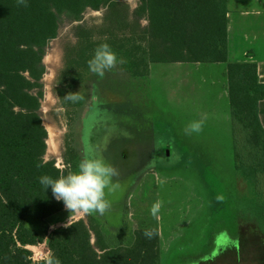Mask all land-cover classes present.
Wrapping results in <instances>:
<instances>
[{
  "label": "trees",
  "instance_id": "trees-1",
  "mask_svg": "<svg viewBox=\"0 0 264 264\" xmlns=\"http://www.w3.org/2000/svg\"><path fill=\"white\" fill-rule=\"evenodd\" d=\"M120 1L27 0L25 7L18 0H0V264H32L27 246L44 241L50 258L61 264H163L159 231L152 239L145 237V229L120 236L94 218L50 230L49 219L65 206L40 177L58 179L70 171L46 160L48 132L39 114L43 60L58 36L61 17L80 22L87 10L103 8L109 10V22L100 27L101 35L81 24L74 27L77 42L65 58L55 90L65 94L73 84L108 82L121 73L126 76L120 80L148 78L159 64H227L235 169L244 185L238 196L244 197L243 215L256 223L264 240V127L259 117L264 83L256 63L228 62V0H137L131 22L139 24L145 17L149 25L129 32L120 26L127 17L117 16L113 21L119 23L112 22ZM103 43L124 62L101 78L89 70L88 61ZM61 103L76 105L80 100L61 96Z\"/></svg>",
  "mask_w": 264,
  "mask_h": 264
},
{
  "label": "rangeland",
  "instance_id": "rangeland-1",
  "mask_svg": "<svg viewBox=\"0 0 264 264\" xmlns=\"http://www.w3.org/2000/svg\"><path fill=\"white\" fill-rule=\"evenodd\" d=\"M137 5V0H121L115 7L116 14L112 17L113 24L119 23L118 21H113L117 16H125L127 20L125 19V22L120 25L125 29V32L138 27L146 28L149 22L145 17H142L139 24L131 22V13L137 8ZM108 12V8H103L100 11L87 10L80 22H70L61 17L58 36L47 47L46 54L47 52L52 53V51L58 53L59 67L50 83L47 81L50 74L46 68V73L42 79L43 98L41 107H43V103L47 104L45 115L50 124L58 131L63 130V120L60 117L61 110L56 103L53 91L55 89V80L59 71L63 68L65 58L72 53V49L77 42L73 29L78 24H81L88 29H93L92 31L95 30L96 35H101L100 27L107 26L106 23L109 22V20L105 21V16ZM122 34L120 33V35ZM95 38H98V36ZM151 72L150 88L155 91L151 93V96L156 101L172 103L175 106V111L185 116L189 123L206 117L203 131L204 128H207L211 133L218 131L219 134L217 135L219 137L222 136L225 141L230 140L229 136L235 135L234 130H230V125L227 123L229 118L227 115L230 109L225 64L176 63L159 67L153 66ZM107 83L111 92L117 93L118 90H113L112 88L115 85L120 88L121 80L110 79ZM174 88H176L177 92L171 90ZM47 96L49 97L48 100ZM41 113L40 111L42 118ZM171 130L175 132L174 128ZM205 135L211 137L207 132ZM206 147H202V154L205 163L210 164V174L213 178H208V176H203V174L200 175V173L193 174V170L189 172L181 170L176 172V175L172 173L171 176L155 174L148 176L138 187L134 200H131L132 208L129 210L126 220L130 223L128 227L121 231L120 225L125 226L124 215L118 223L109 226L102 224L104 223L103 219H98L97 221L95 218V220L105 227L106 231L120 236L122 233L124 235L131 234L135 229H157L161 236L162 262L166 261L167 254L172 246L179 247L177 243H180L181 245H188L186 253H190V256L183 258L178 257L175 253V258L181 259L182 264H264V240L258 233L256 223L244 215L240 218L238 227L234 220L226 221L224 229L228 233L229 238L224 241L218 235L217 237L223 241H218L220 244L216 249H210L208 245L206 246V251H203L204 230H198L197 227L195 229L188 227V224L193 222L195 213L196 215L199 214L202 208L204 213L202 224L206 225L208 223L209 220L206 217V213L213 211L212 201L210 200L211 194L213 196L220 194L223 197L225 195L227 200L232 203V206L235 204V200L232 199V195L235 193L234 180L226 175ZM212 150H214L213 147ZM46 160H54L55 165L64 170L60 157L50 156L46 151ZM224 164H226L225 168H227L228 164L225 162ZM197 176L199 177L198 182L194 181V177L196 178ZM157 178L164 181V183H159ZM237 198L240 200L244 197L240 195ZM157 200L163 202L158 220L151 215V207ZM201 202H203L204 207H202ZM236 209L234 207V210ZM90 217L94 218L88 213H70L64 207L60 213L49 219L50 230L66 226L80 219L88 221ZM33 224L37 225L36 228L39 229V225L36 222H33ZM184 232L187 234L196 232V239L187 240L189 236L185 237ZM236 233L237 237H234ZM193 255L195 257H192Z\"/></svg>",
  "mask_w": 264,
  "mask_h": 264
},
{
  "label": "flooded vegetation",
  "instance_id": "flooded-vegetation-1",
  "mask_svg": "<svg viewBox=\"0 0 264 264\" xmlns=\"http://www.w3.org/2000/svg\"><path fill=\"white\" fill-rule=\"evenodd\" d=\"M159 66L163 64L155 67ZM122 76L126 74H119L117 79ZM122 79L120 88L116 85L112 88L118 90L117 93L111 92L106 81L73 84L70 89L67 88L69 91L65 94L54 89V98L61 110L60 117L63 120V130H57L58 134L60 133L58 135V157L62 159L63 168L70 172L76 171L79 162L87 156L102 159L119 170V175L113 178V183H118L119 188L115 191H109L106 188L105 193L107 192L110 199L115 197L122 199L121 212L118 217L111 214V219L116 220V223L122 220L124 215L125 226L120 225L122 231L130 224L126 220L132 208L131 200H134L138 187L148 176L154 174L171 176L172 173L176 175V172L181 170L187 172L193 170V174L200 173V175L213 178L210 174V164L205 163L202 154V147L207 146L215 162L227 176L234 180L235 193L232 199L235 200V204L232 206L225 195L222 201H218L216 194L214 196L209 194L213 211L206 213L208 223L202 224L204 214L202 208L199 214L195 213L193 222L188 224V227L204 230L203 251H206L208 245L210 249H216L220 244L218 241L222 240L219 237H222L224 241L229 238L224 229L226 221L234 220L238 227L243 215L242 199L239 200L237 197L240 193L239 189H244V185H240L241 182L236 175L234 135L229 136V141H225L222 136L217 135L218 131L211 133L207 128L199 133L186 135L184 129L189 121L175 111L172 103L156 101L151 96V93L155 91L150 88V77ZM60 88L65 87L62 85ZM171 90L176 91V88ZM69 92H79L78 95L82 97L79 104L64 106L61 103V96L65 97ZM227 116H229L227 123L231 130L233 126L230 111ZM172 128L175 132L171 130ZM206 132L211 137H207ZM224 162L228 164L227 168ZM198 178V176L194 177V181L198 182ZM201 203L204 207L203 202ZM234 207L237 209L234 210ZM107 212L108 210L105 213ZM91 215L97 221L103 219L104 226L113 224L104 213L95 212ZM184 234L185 237L189 236L187 240L196 239V232L190 234L184 232ZM234 237H237V233ZM177 245L179 247L172 246L169 250L163 264H182L181 259L175 258V253L180 258L190 256V253H186L188 245L180 243Z\"/></svg>",
  "mask_w": 264,
  "mask_h": 264
},
{
  "label": "clouds",
  "instance_id": "clouds-1",
  "mask_svg": "<svg viewBox=\"0 0 264 264\" xmlns=\"http://www.w3.org/2000/svg\"><path fill=\"white\" fill-rule=\"evenodd\" d=\"M18 3L27 7V0H18ZM123 59L118 60L116 53L107 43L100 44L94 56L88 61L89 70L103 78L106 71L116 67L118 63H123ZM79 92H69L65 98L72 102L82 99ZM204 119L192 121L184 132L186 135L199 133L203 130ZM40 165H38L39 167ZM119 175V170L102 159L89 158L85 156L78 164L77 170L69 172L67 175H60L58 179H53L49 175L40 177V183L47 190L51 187L52 194L57 201H63L64 206L70 213H105L110 208V202L105 198V189L115 191L119 188L118 183H113V178ZM158 182L163 184L164 181ZM218 201L223 200L222 195H217ZM162 201L157 200L151 207V215L157 220L162 207ZM157 229H145L144 235L148 239L157 236ZM47 264H61L58 258L52 257L47 260Z\"/></svg>",
  "mask_w": 264,
  "mask_h": 264
},
{
  "label": "crops",
  "instance_id": "crops-1",
  "mask_svg": "<svg viewBox=\"0 0 264 264\" xmlns=\"http://www.w3.org/2000/svg\"><path fill=\"white\" fill-rule=\"evenodd\" d=\"M227 5L228 62L256 63L264 83V0H228ZM259 117L264 127V100L259 103Z\"/></svg>",
  "mask_w": 264,
  "mask_h": 264
},
{
  "label": "bare ground",
  "instance_id": "bare-ground-1",
  "mask_svg": "<svg viewBox=\"0 0 264 264\" xmlns=\"http://www.w3.org/2000/svg\"><path fill=\"white\" fill-rule=\"evenodd\" d=\"M43 62H44L45 67L47 68V70L50 74L48 79H47L48 83H50L52 78H53V75L57 72V69L59 67L58 53L56 51H52V53L47 52V54L44 57ZM46 98H47V100L49 99L48 96ZM42 106H43V107H41L42 110L40 109V111L42 112L41 113L42 120H43V124H44V126L48 132V138L46 140L47 154L50 156L58 157V154H59V151H58V135L59 134H58L57 129L52 124H50L48 118L45 115V110H47V104L43 103ZM40 111H39V114H40Z\"/></svg>",
  "mask_w": 264,
  "mask_h": 264
},
{
  "label": "built area",
  "instance_id": "built-area-1",
  "mask_svg": "<svg viewBox=\"0 0 264 264\" xmlns=\"http://www.w3.org/2000/svg\"><path fill=\"white\" fill-rule=\"evenodd\" d=\"M27 248H29L30 251L32 252V264H38V263L47 264V260L51 256V251L46 241L35 245L27 246Z\"/></svg>",
  "mask_w": 264,
  "mask_h": 264
},
{
  "label": "water",
  "instance_id": "water-1",
  "mask_svg": "<svg viewBox=\"0 0 264 264\" xmlns=\"http://www.w3.org/2000/svg\"><path fill=\"white\" fill-rule=\"evenodd\" d=\"M105 194V198L110 202V208L108 209V212L104 214L105 216L109 217V221L114 224L116 223V220L111 219V214H113L115 217H118L119 213L121 212L120 207L122 206V199H117L116 197L110 199L107 192Z\"/></svg>",
  "mask_w": 264,
  "mask_h": 264
}]
</instances>
